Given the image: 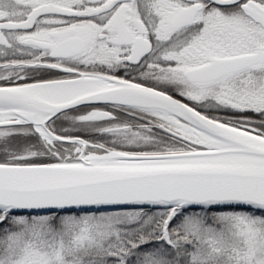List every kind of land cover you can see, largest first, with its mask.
<instances>
[{
  "label": "snow or ice",
  "instance_id": "snow-or-ice-1",
  "mask_svg": "<svg viewBox=\"0 0 264 264\" xmlns=\"http://www.w3.org/2000/svg\"><path fill=\"white\" fill-rule=\"evenodd\" d=\"M0 264H264V0H0Z\"/></svg>",
  "mask_w": 264,
  "mask_h": 264
}]
</instances>
